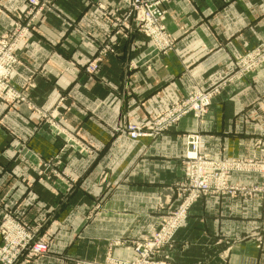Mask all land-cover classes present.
Returning a JSON list of instances; mask_svg holds the SVG:
<instances>
[{
  "label": "crops",
  "instance_id": "1",
  "mask_svg": "<svg viewBox=\"0 0 264 264\" xmlns=\"http://www.w3.org/2000/svg\"><path fill=\"white\" fill-rule=\"evenodd\" d=\"M161 1L171 45L155 52L118 0H55L30 21L27 0H0V36L29 25L11 76L24 100L0 101V211L35 223L49 244L21 264L132 261L131 242L174 203L187 135L203 138L210 160H243L264 143V63L226 87L200 120L187 116L156 138L119 131L215 86L264 41V0ZM94 61L98 70L89 72ZM229 180L234 188L264 183L258 172ZM235 201H199L160 256L264 264V196L239 208Z\"/></svg>",
  "mask_w": 264,
  "mask_h": 264
},
{
  "label": "built area",
  "instance_id": "2",
  "mask_svg": "<svg viewBox=\"0 0 264 264\" xmlns=\"http://www.w3.org/2000/svg\"><path fill=\"white\" fill-rule=\"evenodd\" d=\"M55 0H27L29 21L39 16L44 9H47ZM123 3L127 10L128 17L136 23L138 31L151 42L152 51L158 52L168 49L171 42L164 34L162 18L164 12L160 8L161 0H118ZM29 32V25H16L13 30L0 36V101L7 104H14L23 101L21 93L11 85V76L18 63L17 49L26 39ZM264 43V42H262ZM242 64V72H251L264 62V48L256 55L251 54ZM99 61H94L88 66L89 72L98 70ZM238 65V64H237ZM241 73V71L239 70ZM216 91L193 93L185 97L180 103L169 107L153 119L145 122L144 125L127 123L123 129L128 138L136 140L139 137H156L162 132L171 130L185 116L191 114L193 117H201L206 113L210 100ZM186 152L184 156V178L188 181L190 190L189 198L185 199L174 215V218L184 216L186 210L200 196L235 194V188L229 186V178L235 172H251L258 157L253 156L245 161H212L203 153V138L200 135H189L186 137ZM184 220H169L167 225L158 232L149 235L148 239L136 244L134 253L136 258L132 262H116L111 264H168L159 259L160 251L171 242L170 230H175ZM12 224L13 229L20 227ZM20 232V231H19ZM21 233V232H20ZM23 236V233H21ZM31 236H23V244L14 243L5 238L4 246L0 247V264H14L18 257L22 256L24 249L27 251L25 258L30 260L40 257L47 251L45 243H38L29 246ZM166 238V239H165ZM9 258V259H7ZM6 260V261H5Z\"/></svg>",
  "mask_w": 264,
  "mask_h": 264
},
{
  "label": "rangeland",
  "instance_id": "3",
  "mask_svg": "<svg viewBox=\"0 0 264 264\" xmlns=\"http://www.w3.org/2000/svg\"><path fill=\"white\" fill-rule=\"evenodd\" d=\"M161 4H162V1H161ZM161 4H160V8L164 12V14H165V11L162 9ZM163 18H164V15H163ZM163 18H162V25H163ZM163 29H164V34L166 35V37L170 41L169 34L167 33L164 25H163ZM262 42H264V41H261L252 50H250V51H248V52H246L244 54H241L239 57L236 58V61H235V68L236 69H235V72L233 74L227 76L222 81H220L219 83H217L215 86H213V87H211V88H209L207 90H204V91L197 90V91L193 92V93L207 92V91H210V90H213V89L216 91V93L213 95V97L210 100V104H209V106L206 109V113L203 116L197 117V118L196 117H193L191 114H189L187 116H191V117H193L195 119L200 120L202 117H204L207 114L210 106L212 105L213 100L226 87L230 86L231 84H234V83L239 82L243 77H245L246 75H249L251 72H254V70H256L259 66H261L264 62H262L258 67H256L251 72H242L244 69L242 67V64H239L238 62H242V61L245 62L244 60L248 56H250L251 54H253V55L259 54L263 50V48H264V43H262ZM239 70L241 71V73L239 72ZM193 93H190V94H193ZM190 94H188V95H190ZM187 96H185V97H187ZM185 97L182 98L176 104L180 103L182 100H185ZM171 106H173V105H171ZM171 106H169V107H171ZM187 116H185V117H187ZM185 117H183V118H185ZM124 125L125 124H123L121 126V128L119 129V131L128 138L126 132L124 130H122ZM168 131H165V132H168ZM165 132L160 133L156 137L164 134ZM191 135H193V134H191ZM196 135H198V134H196ZM187 136H189V135H187ZM141 138H153V137H139L136 140L141 139ZM128 139H130V138H128ZM130 140H132V139H130ZM77 146L79 148H81L82 150H84L88 154L92 153V150L90 148L82 145L80 142L77 143ZM251 148L254 151H256L255 154H257V156L255 154H252L251 157H249V158H252L254 155L259 158V160L256 161L255 164H254V166L252 167L254 169L251 172L252 173L253 172H258V174H261L262 175V181L264 182V159H263V157H264V143L258 140V141H256L254 143L253 146H251ZM204 155L206 156V154H204ZM184 156H185V154H184ZM249 158L243 159V161H245V160H247ZM212 161H221V160H212ZM225 161H242V160H225ZM183 162H184V158H183V161H182V168H181V172L182 173H181V177H180L179 182L176 184V187H175V190H174V203H173L171 209L168 210L167 212H165L163 218L159 221V224L157 225V227H155L154 229L150 230L148 232V234L145 235L141 240L131 242V248H132L133 251H134V248H135V245L136 244H139V243L144 242L145 239H148L146 237H148L149 235H152L153 233L158 232L159 230H161L163 226L165 227L167 225V222L169 220H184L175 230H173L174 228L172 230H170L171 235H172L171 242L168 244V246H166L164 248L170 247L171 246V243H172V241L174 239V236L177 233V231L181 228V226L184 224V222L188 219L189 213L193 210L194 206L199 201H201V200H203L205 198H208V197H231L232 195H235V200H236L235 202H236V205H237L236 208H239L240 204H242V202L244 200H247V199L253 198L255 196H259V195L264 196V183L262 185L256 183V184H251V185H247V186L246 185H240V184H236L235 183V194L216 195V193H213L212 195L200 196L199 198L196 199V201L194 203L191 204V206L189 207V209L186 210L184 216H180L178 218H174V215L176 213V210L178 209V207L180 206V204L185 199L189 198V196H190V190L189 191L187 190V187H189V183L184 178V172H183L184 165H183ZM235 173H238V172H235ZM239 173H244V172H239ZM56 175H59V173H56ZM102 182L103 183H106L107 182L105 176L103 177ZM228 182H229V186L233 187L230 184V180ZM68 183H69V185H71L73 182L69 180ZM2 201L3 200H0V205L3 203ZM25 220L26 219H23L22 217H18L16 215H14L12 212L5 211V210L4 211L3 210L0 211V238H1L0 247L2 248L4 246L5 238L6 237H8V240L14 241V243L23 244L24 243L22 241L23 236H26V234H27V235L31 236L30 242H29V246H32V245H35V244H38V243H45L46 246H47V250H48V248H49L48 242L44 239V237H38L37 236V233H38V230H39L40 227L37 226L35 223L34 224H31L30 222H27ZM8 221L11 222V223H13L14 225L18 224L20 227H18L16 229H13L12 224H9ZM19 231L21 233H23V236L21 235V233ZM145 243H146V240H145ZM23 252L24 253L22 254V256L18 257L17 261L14 264H21L22 262H24V263L32 262L33 260H36V259H38V258H40V257H42L44 255V254H42V256H40V257H34V258L28 260V259L25 258V254H27V251L24 249ZM158 255L160 256V254H158ZM7 259H9V258H7ZM159 259L163 260L164 262H167L168 264H171L167 256H163V257L160 256ZM111 260H114L116 262H122V263L132 262L133 261V260L132 261H121V260L107 258L104 261V264H111Z\"/></svg>",
  "mask_w": 264,
  "mask_h": 264
}]
</instances>
